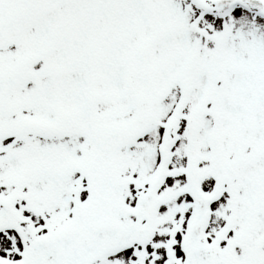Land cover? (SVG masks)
I'll return each instance as SVG.
<instances>
[{
  "label": "snow or ice",
  "instance_id": "snow-or-ice-1",
  "mask_svg": "<svg viewBox=\"0 0 264 264\" xmlns=\"http://www.w3.org/2000/svg\"><path fill=\"white\" fill-rule=\"evenodd\" d=\"M0 264H264V0H0Z\"/></svg>",
  "mask_w": 264,
  "mask_h": 264
}]
</instances>
